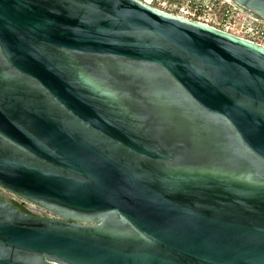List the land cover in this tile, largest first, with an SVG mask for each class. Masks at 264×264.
Listing matches in <instances>:
<instances>
[{"label":"water","instance_id":"95a60500","mask_svg":"<svg viewBox=\"0 0 264 264\" xmlns=\"http://www.w3.org/2000/svg\"><path fill=\"white\" fill-rule=\"evenodd\" d=\"M0 188L56 216L0 196V264H264V46L140 0H0Z\"/></svg>","mask_w":264,"mask_h":264},{"label":"rangeland","instance_id":"374dc122","mask_svg":"<svg viewBox=\"0 0 264 264\" xmlns=\"http://www.w3.org/2000/svg\"><path fill=\"white\" fill-rule=\"evenodd\" d=\"M142 2L147 3L148 5L161 10L165 13L179 16L182 15V8H196L199 7V13L196 15L195 19L200 22L210 25L212 27L229 30L234 32L236 35H241L245 38H253L248 35L246 32H242L241 27H245V25L251 27L253 24L264 25V21L260 19H256L250 16L248 13L243 12L242 9L238 8L231 0H140ZM232 11L234 13V18L236 19L235 26H228L225 22L226 15ZM232 28V29H231ZM0 196L6 198L8 200H14L20 203H23L26 206V209L30 211V213L40 216H51L56 218L51 212L24 202L19 197L0 189Z\"/></svg>","mask_w":264,"mask_h":264},{"label":"built area","instance_id":"2783aa9c","mask_svg":"<svg viewBox=\"0 0 264 264\" xmlns=\"http://www.w3.org/2000/svg\"><path fill=\"white\" fill-rule=\"evenodd\" d=\"M199 10H200L199 7H196V8H182L181 9L182 15H179V17H183V18H186V19H189V20H192V21L200 22L199 20L195 19L196 15L199 13ZM235 20L236 19L234 18V13L232 11H230L226 15L225 22L228 24V26H235L234 25V24H236ZM200 23H202V22H200ZM241 28H242V32H246L248 35H250L253 38H249V37L245 38V37H243L241 35H236L234 32L229 31V30H222V29H220V30L228 32V33H231V34H234L236 36H239L241 38H244L246 40H249L251 42H254V43H257L259 45L264 46V25L253 24L251 27L245 25V27H241ZM41 217H43V216H41Z\"/></svg>","mask_w":264,"mask_h":264},{"label":"trees","instance_id":"16d2710c","mask_svg":"<svg viewBox=\"0 0 264 264\" xmlns=\"http://www.w3.org/2000/svg\"><path fill=\"white\" fill-rule=\"evenodd\" d=\"M15 205H17L20 209L24 210V211H27L30 213V211H28L27 209H25V207H23L22 205H20L19 203L15 202V201H12Z\"/></svg>","mask_w":264,"mask_h":264},{"label":"flooded vegetation","instance_id":"af4514ba","mask_svg":"<svg viewBox=\"0 0 264 264\" xmlns=\"http://www.w3.org/2000/svg\"><path fill=\"white\" fill-rule=\"evenodd\" d=\"M12 201H14V200H12ZM15 202H17V201H15ZM17 203H19L20 205H22V206L25 207V209H26V206H25L23 203H20V202H17ZM40 216H43V215H40ZM43 217H46V218H53V217H51V216H43Z\"/></svg>","mask_w":264,"mask_h":264},{"label":"bare ground","instance_id":"6f19581e","mask_svg":"<svg viewBox=\"0 0 264 264\" xmlns=\"http://www.w3.org/2000/svg\"><path fill=\"white\" fill-rule=\"evenodd\" d=\"M231 1H232V3H234V1H233V0H231ZM240 10H241V9H240ZM242 11H243V12H245V10H243V9H242ZM246 13H247V12H246ZM250 13H251V12H250ZM249 15H250V14H249Z\"/></svg>","mask_w":264,"mask_h":264}]
</instances>
